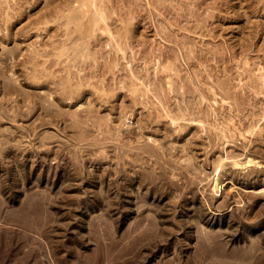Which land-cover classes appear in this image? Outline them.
<instances>
[{
    "label": "rangeland",
    "instance_id": "obj_1",
    "mask_svg": "<svg viewBox=\"0 0 264 264\" xmlns=\"http://www.w3.org/2000/svg\"><path fill=\"white\" fill-rule=\"evenodd\" d=\"M3 1L21 14L0 17V264H264V0Z\"/></svg>",
    "mask_w": 264,
    "mask_h": 264
},
{
    "label": "bare ground",
    "instance_id": "obj_2",
    "mask_svg": "<svg viewBox=\"0 0 264 264\" xmlns=\"http://www.w3.org/2000/svg\"><path fill=\"white\" fill-rule=\"evenodd\" d=\"M1 1H2V0H1ZM5 1H6V0H4L3 2L6 3L7 1H6V2H5ZM8 1H10V0H8ZM16 1H20V0H16ZM16 1H15L14 3H16ZM26 1H27V3H26ZM26 1L22 2V4H21V3L19 4V2H17V3H18L19 5H23V3L28 4V2H30V1H28V0H26ZM34 1H36V0H34ZM34 1L31 0L32 4H33ZM41 1H42V0H41ZM44 1H46V0H44ZM48 1H49L48 3H50V2H53L54 0H53V1L48 0ZM56 1H57V0H56ZM68 1H69V0H68ZM70 1H71V0H70ZM70 1H69V2L66 1L67 4L70 3ZM72 1H73V0H72ZM77 1H78V0H74V3L77 2ZM80 1H81V4H82V2H83L84 0H80ZM87 1H88L89 5H90V3L95 2V0H93L92 2H91V0H87ZM97 1H98V0H97ZM105 1H108V0H105ZM36 2H37V1H36ZM54 2H55V1H54ZM54 2H53V3H54ZM61 2H62V1H61ZM78 2H79V1H78ZM84 2H86V1H84ZM17 3H16V8H19V9L21 10V8H20L21 6H18ZM34 3H35V2H34ZM48 3H45V4L48 5ZM62 3H64V2H62ZM102 3H104V2H102ZM108 3H109V2H108ZM0 4H1V3H0ZM6 4H7V3H6ZM9 4H13V0H11V2H10ZM39 4H40V3H39ZM45 4H43V5H45ZM50 4H51V3H50ZM67 4H65V5H67ZM77 4H78V3H76V5H77ZM97 4H98V5H97ZM104 4H105V3H104ZM13 5H14V4H13ZM33 5H34V4H33ZM60 5H63V4H60ZM71 5H72V3L68 4V6H69L68 9H67V6L65 7V6L63 5V9H64V10H63V9L60 10V9L58 8V9H57L58 13H56V12H57L56 10H55L56 12H54L55 16L57 15L56 18H57V17H58V18L61 17L60 19H63L64 17L66 18V20H65V18H64L65 21H61L60 19L57 18V19L60 20L61 22H65V25H64V24H61V22L55 20V16H54V14L52 15V17H53V16H54V17L51 18V16H50L51 14H50V13H47V14H50V15L48 16V19L52 22V24H54V22L57 21V24H59V25H58V28L61 27V26L63 25L62 28H65V27H66L65 29H67V26H68L69 24H67L66 21H68L69 19H68V18L66 17V15H64V14L70 15V14H71V11H69V12H70L69 14H68V13H64V11H66V9L69 10V8H72V7L74 6V5H72V7H70ZM89 5H87L86 10L89 9V8H91V6L93 7L94 3H93L92 5H90V6H89ZM96 5H97V6H96ZM96 5H94V7H95V8H96V7L98 8V6L101 5V4L96 3ZM3 6H5V5H3ZM102 6H103V5H102ZM106 6H107V3H106ZM106 6H105V7H106ZM108 6H109V7L111 6L110 3L108 4ZM108 6H107V7H108ZM5 7H6V8H2V7H1V8H2V9H5V12H6L7 6H5ZM8 7L10 8L9 5H8ZM11 7H12V6H11ZM13 7L15 8V6H13ZM13 7H12V8H13ZM43 7H44V6H43ZM45 7H46V6H45ZM61 7H62V6H61ZM99 7L101 8V6H99ZM95 8H94V9H95ZM100 8H98V9H100ZM113 8H114V7H113ZM49 9H50V8H49ZM104 9H105V8H104ZM8 10H10V9H7V11H8ZM11 10H13V9H11ZM11 10H10L9 12H6V13H7L8 15L13 14V11H14V10L12 11V13H11ZM15 10H16V12H17V13H15V14H17V17L19 18V13H20V12L18 13V11H17L18 9H15ZM20 10H19V11H20ZM59 10H60V11H63L62 13H63L64 16L62 15V13H61ZM70 10H71V9H70ZM79 10H80V9H79ZM82 10H83V9H82ZM82 10H81V11H82ZM86 10H85V11H86ZM95 10H97V9H95ZM0 11H1V10H0ZM50 11H51V9H50ZM75 11H76V9H75ZM75 11L73 10L74 13L71 14V15L75 16L74 14L77 13V12L75 13ZM77 11H78V9H77ZM81 11H80V12H81ZM101 11H102V10H101ZM1 12H3V11H1ZM1 12H0V14H2ZM14 12H15V11H14ZM52 12H53V11H52ZM67 12H68V11H67ZM80 12H78L77 15H78ZM82 12H83V13H82ZM82 12L79 14V16L82 14V15H81V18H79V20H80V19H81V20H84V19H85V18H84V19L82 18V17H83V14L85 15L84 10H83ZM102 12H103V11H102ZM102 12H101V13H102ZM104 12H105V10H104ZM87 13H88V12L86 11V15H85V16H88ZM89 13H90V12H89ZM105 13H107V12H105ZM4 14H5V13H3V15H4ZM20 14H21V13H20ZM43 14H44V13H43ZM43 14H41V15H43ZM47 14H46V15H47ZM58 14H59V16H58ZM60 14H61V16H60ZM90 14H91V13H90ZM102 14H104V13H102ZM107 14H108V13H107ZM8 15H6V16L4 15L5 17H4V16H0V17H2L3 20H6V19H4V18H7ZM28 15H29V13H28ZM13 16H15V15L13 14ZM13 16H12L11 18H14ZM25 16H26V15H25ZM44 16H45V15H44ZM73 16H72V18H74ZM91 16L94 18L95 21H100V20H101V19H100L101 17L99 18L100 20H99V19H98V20L95 19V17L97 18V15H96L95 17H94L93 15H91ZM103 16H104V15H103ZM108 16H109V14H108ZM15 17H16V16H15ZM17 17H16V18H17ZM49 17H50V18H49ZM62 17H63V18H62ZM69 17H70V16H69ZM89 17H90V16H89ZM109 17H110V16H109ZM109 17H108V18H109ZM38 18H39V17H38ZM42 18H43V16H42ZM42 18H40V19H42ZM104 18H106V17L104 16ZM111 18H112V17H111ZM117 18H118V17H117ZM2 19H0V20H2ZM7 19H9V18H7ZM14 19H15V18H14ZM35 19H36V18H35ZM44 19H45V17H44ZM48 19H45V20L47 21ZM67 19H68V20H67ZM109 19H110V18H109ZM112 19H113V18H112ZM118 19H119V18H118ZM3 20H2V21H3ZM9 20H10V19H9ZM9 20H7L8 22H5V23H9V22H11L12 19H11L10 21H9ZM45 20H44V21H45ZM77 20H78V19H77ZM79 20H78V21H79ZM86 20H89V19L86 17ZM110 20H111V19H110ZM110 20H107V18H106L107 23H108ZM2 21H1V22H2ZM33 21H34L35 24H36L37 20H36V21L33 20ZM33 21H32V23H31L30 25H29V23H27V27H25V28H27V30H28V25H29V26H30V27H29L30 30L33 29V31L35 32V31L37 30V28L39 27V23H38L39 21H41L40 24H44V21H43V23H42V20H38V22H37V23H38V26H37V28H35V29H36V30H35V29H34V26H36V25L34 24V26H33V23H34ZM46 21H45V22H46ZM50 21H47L48 23L46 22L47 25H48V24L51 25V24H50V23H51ZM84 21H85V20H84ZM84 21H83V22H84ZM95 21H92V19H90V22H91V23L94 22V25H93L94 28L96 27L95 25L97 24V23L95 24ZM101 21L104 22L105 20H101ZM111 21H112V20H111ZM116 21H117V20H116ZM120 21H121V20H120ZM69 22H70L71 25L75 22L74 25H72L74 29L72 28L71 25H70L71 28H68V29H70V30L72 29L73 31H72V30H71V31L74 33V32H75V27L78 28V27H77V24H76V21H74L73 23H71L72 20H69ZM87 22H88V21H85V22H84V23H85V24H84L85 26H83V27H85V29H83V28H82V30L80 29V31H81L80 33H82L83 30H84V32L87 31V29H86V26H87L86 23H87ZM114 22H115V21H114ZM3 23H4V22H3ZM100 23H102V22H100ZM120 23H123V22L121 21ZM57 24L55 23L54 25H57ZM60 24H61V25H60ZM75 24H76V26H75ZM87 24H88V23H87ZM92 24H93V23H92ZM8 25H9V24H8ZM54 25H53V26H54ZM102 25H105V23H102ZM89 26H90V24H89ZM89 26H88V27H89ZM31 27H33V28H31ZM43 27L46 28L44 25H43V26L40 25V28L44 29ZM49 27H50V26H49ZM68 27H69V26H68ZM103 27L106 28V25L103 26ZM40 28H39V29H40ZM54 28H56V26H55ZM54 28H53V29H54ZM62 28H60V29H62ZM80 28H81V27H80ZM91 28H92V27H91ZM91 28H88V29H89V31H90L92 34L94 33L93 36H95L96 32H98V31H97L96 29H94V28H92V29H91ZM107 28H108V27H107ZM125 28L127 29V26H126ZM46 29H47V28H46ZM60 29H58V30H60ZM65 29H64V30H65ZM90 29H91V30H90ZM27 30L25 29V31H27ZM30 30H28V31H30ZM56 30H57V28H56ZM56 30H55V32H56ZM58 30H57V32L54 34V36H53L54 38L52 37L53 40L55 39V37H56V39H59V38L61 39L63 36H65V35L61 34V33L64 32V31H62V30H63V29H62V30L59 31L60 33H59V36H58V38H57L56 34L58 33ZM76 30H78V29H76ZM93 30H96V32H94ZM28 31H27V32H28ZM31 31H32V30H31ZM39 31H41V30H39ZM39 31H37V32H39ZM42 31L45 32V29L42 30ZM61 31H62V32H61ZM78 31H79V30H78ZM100 31L103 32V30H100ZM105 31H106V30H105ZM68 32H69L70 34H69ZM68 32H67V30H66V33H67V34H66L65 32H64V33H65L66 35H68V34L71 35L72 32H70L69 30H68ZM84 32L82 33V35H81L80 33H79V34L81 35V37L84 36V39H86V38H85V35H84ZM90 32H89V33H90ZM9 33H10V32H9ZM31 33H32V32H31ZM35 33H36V32H35ZM46 33H47V32H46ZM89 33L87 34L88 37H89ZM98 33H99V32H98ZM98 33H97V34H98ZM121 33H122V32H121ZM126 33H129V32L126 31ZM41 34H43V33H40L39 35H41ZM44 34H45V33H44ZM47 34H48V33H47ZM75 34H76V33H74V35H75ZM77 34H78V32H77ZM77 34H76V35H77ZM100 34H101V32H100ZM118 34H119V33H118ZM122 34H123V33H122ZM10 35H11V34H10ZM34 35H35V34H34ZM37 35H38V34H37ZM60 35H61V36L63 35V36L61 37ZM72 35H73V34H72ZM72 35H71V36H72ZM74 35H73V36H74ZM76 35H75L74 37H75V38H78V37H76ZM110 35H111V34H110ZM110 35L108 34L109 37H111ZM124 35H127V34H124ZM41 36H43V35H41ZM96 36H97V35H96ZM119 36H120V34H119ZM128 36H129V34H128ZM128 36H126V37H128ZM11 37H12V36H11ZM11 37H10V38H11ZM74 37H73V39H74ZM86 37H87V36H86ZM98 37H99V36H97L96 38H98ZM120 37H122V35H121ZM6 38H7V37H6ZM12 38H13V37H12ZM64 38H66V36H65ZM89 38H90V37H89ZM92 38H93V41H95V43L93 42L94 45H95L96 43H97V44L99 43V42L97 41V39L95 40L94 37H92ZM100 38H102V36H101ZM111 38H112V37H111ZM111 38H109V39H110V42H111ZM124 38H125V37H124ZM128 38H129V37H128ZM56 39H55V40H56ZM73 39L71 38L70 40L72 41ZM81 39H82V38H81ZM81 39H80V41H81ZM98 39H99V38H98ZM112 39H113V38H112ZM53 40H51L50 44L53 43V45H55L56 48H58V46H57V44H58L57 41H58V40H56V42H55V41L53 42ZM61 40H62V41H58V42H59V43H60V42H63L64 39L62 38ZM74 40H75V39H74ZM78 40H79V38L77 39V41H78ZM87 40H89V39H87ZM99 40H100V39H99ZM123 40H125L123 43L128 42V40H127L126 38H125V39H122V41H123ZM126 40H127V41H126ZM77 41H75V42H77ZM85 41H86V40H85ZM85 41H83V42H85ZM91 41H92V40H91ZM96 41H97V42H96ZM101 41H102V40H100V42H101ZM5 42H6V41H5ZM65 42H66L68 45L71 43V42L69 43L68 40L66 41V39H65ZM55 43H57V44H55ZM78 43H79V42H78ZM115 43H116V42H115ZM63 44H64V42L61 43L60 45L58 44V45L60 46L58 49H56V48L54 47V50L56 49L55 51H54L53 48H52L53 46L51 47V45H52V44H51L50 47H51L52 49L49 48V50L51 49L52 52H54V53L56 54V53H57V50H60V49L63 48V49H62L63 51H61V52L63 53L64 51L67 50V49L65 50V48H64V45H65V44H64V45H63ZM67 44H66V45H67ZM71 44H73V42H72ZM71 44H70V46H71ZM74 44H75V43H74ZM79 44H80V43H79ZM97 44H96V45H97ZM111 44H112V43H111ZM116 44H117V43H116ZM126 44H127V43H126ZM66 45H65V47H66ZM68 45H67V46H68ZM76 45H78V44H76ZM81 45H83V44H81ZM107 45H108V44H107ZM120 45H121V44H120ZM120 45H118V46H120ZM123 45H124V44H123ZM61 46H62V47H61ZM109 46H111V45H108L107 47H109ZM112 46L114 47V43L112 44ZM112 46H111V47H112ZM113 47H112V48H113ZM124 47H125V45H124ZM126 47H127V45H126ZM101 48H102V47H101ZM101 48H100V49H101ZM103 48H104V47H103ZM103 48H102V49H103ZM112 48H111V49H112ZM75 49H76V48H75ZM104 49H105V48H104ZM107 49H108V48H107ZM111 49H109L111 54L114 53V51H116V50H113V49H112V51H111ZM116 49H117V48H116ZM37 50H38V53L41 51L40 49H37ZM37 50H36V51H37ZM45 50H46V49H43V51L45 52V54H43V55H46V52L48 51V52H49V55H53L54 58L56 57V55H55L54 53H53V54L50 53L51 50H50V51H49L48 49H47V51H45ZM68 50H69V49H68ZM71 50H72V49H71ZM71 50H69V53H68V54H71V53H70ZM109 50H108V51H109ZM119 50H120V49H119ZM124 50H125V49H124ZM17 51L19 52L20 50H17ZM36 51H34V52H36ZM103 51H104V50H103ZM106 51H107V50H106ZM44 52H41V53H44ZM48 52H47V55H48ZM58 52L60 53V51H58ZM71 52H72V51H71ZM101 52H102V51H101ZM124 52H125V51H124ZM62 53H61V54H62ZM72 53H73V52H72ZM81 53H82V52H81ZM81 53H80L79 55H82ZM116 53H117V52H116ZM116 53H115V54H116ZM125 53H126V52H125ZM160 53H161V52H160ZM160 53H159L158 55H160ZM64 54H65V53H64ZM64 54H63V55H64ZM162 54L164 55V53H162ZM15 55H16V54H14L13 57H14ZM36 55H38L39 58H40V56H41L42 54L39 55V54L36 53ZM54 55H55V56H54ZM57 55H58V53H57ZM63 55H62V56H63ZM73 55H74V54H73ZM117 55H119V54L117 53ZM125 55H126V57H127V54H125ZM163 55H162V57L165 56V55H164V56H163ZM60 56H61V55L59 54V57L57 56L55 59L53 58V60L55 61V60L58 58L57 60L60 61L61 63H60V62L56 63V62H54V61L52 60V61H51V65H52L53 62H54V63H56V64H59V63H60L61 66L63 67V64L65 65L66 63L63 62V60H62V56H61V59H60ZM65 56H66V54H65L63 57H65ZM77 56H78V55H77ZM82 56H83V55H82ZM113 56L115 57L114 54H113ZM150 56H151V55H150ZM13 57L10 58L11 61L13 60ZM16 57H17V56H15L14 59H15ZM22 57H23V55H22ZM26 57H27V58H26ZM26 57H24V58H26V60L29 61L30 57H29V59H28V56H26ZM34 57H35V55L33 54L32 60H33ZM78 57H81V56H78ZM154 57H155V56H154ZM154 57H153V58H154ZM156 57H157V55H156ZM156 57H155V59H156ZM160 57H161V56H160ZM24 58L22 59V62H24ZM36 58H37V56H36ZM36 58H34V59H36ZM157 58H159V56H158ZM8 59H9V58H8ZM8 59H7V61H9ZM16 59H17V58H16ZM37 59H38V58H37ZM65 59H66V58H65ZM65 59H64V60H65ZM78 59H79V58H78ZM78 59H77V62L79 61ZM80 59L82 60V58H80ZM83 59H84V58H83ZM104 59H105V58H104ZM113 59H114V58H113ZM113 59H112V60H113ZM126 59H127V58H126ZM159 59H160V58H159ZM32 60H31V61H32ZM39 60H40V59H39ZM57 60H56V61H57ZM75 60H76V59H75ZM91 60H92V59H91ZM91 60H89L90 63H91ZM3 61H4V58H3ZM11 61L9 62V64L12 63ZM14 61H15V60H14ZM44 61H45V63L50 64V62H46V60H44ZM44 61H43V65H44ZM65 61H66V60H65ZM82 61H83V60H82ZM89 61H88V62H89ZM127 61H128V60H127ZM131 61H132V60H131ZM161 61H163V58H162ZM22 62H21V64H22ZM29 62H30V61H29ZM29 62H28V63H29ZM35 62H36V61H35ZM37 62H38V61H37ZM37 62H36V64H37ZM41 62H42V61H41ZM70 62H71V61H70ZM73 62H74V61H73ZM93 62H95V61H92V63H93ZM124 62H125V61H124ZM39 63H40V62H39ZM62 63H63V64H62ZM83 63H84V62H82V63L79 64V62H78L79 66H81ZM86 63H87V61H85V64H86ZM90 63H89V64H90ZM92 63H91V66H93ZM97 63H98V62H97ZM97 63H96V64H97ZM99 63H100V62H99ZM101 63H102V62H101ZM103 63H104V62H103ZM12 64H14V63H12ZM12 64H11V65H12ZM41 64H42V63H41ZM41 64H40V65H41ZM60 64H59L58 66H60ZM87 64H88V63H87ZM87 64H86V65H87ZM125 64H126V63H125ZM125 64H124V65H125ZM136 64H137V63H135V65H136ZM37 65H38V64H37ZM54 65H55V64H53V66H54ZM73 65H75V64L73 63ZM73 65H72V66H73ZM99 65H100V64H99ZM101 65H102V64H101ZM103 65L105 66V64H103ZM9 66H10V65H9ZM22 66H23V65H22ZM48 66H49V65H48ZM53 66L49 67V70H51ZM61 66H60V67H61ZM65 66H66V65H65ZM65 66H64V67H65ZM77 66H78V65H77ZM77 66L75 65V66H73V67H77ZM79 66H78V67H79ZM82 66H83V68L85 67V65H82ZM82 66H81V67H82ZM94 66H95V63H94ZM108 66H109V65H108ZM137 66H138V65H137ZM24 67H25V66H24ZM33 67H34V66H33ZM60 67H59V69H61ZM64 67H63V68H64ZM66 67H67V66H66ZM73 67H72V68H73ZM78 67H77V68H78ZM81 67H80V68H81ZM96 67H97V66H96ZM125 67H127V66H125ZM34 68H35V67H34ZM45 68H46V65H45ZM50 68H51V69H50ZM53 68H54V67H53ZM63 68H62V69H63ZM77 68H76L77 72H76V71H75V72H76V74H77V73H78V74L81 73V75H79V76H80V78L82 79V77H83V76H82V73H83V74L85 73V71L87 70L88 66L85 67V69L81 68L82 71L85 70L84 72H82V71H80V70H79V71H80V72H79V71H78L79 68H78V69H77ZM89 68H90V65H89ZM89 68H88V69H89ZM94 68H95V67H94ZM108 68H109V67H108ZM132 68H133V67H132ZM57 69H58V68H57ZM67 69H68V67H67ZM33 70H34V69H33ZM38 70H39V69H38ZM63 70H65V69H63ZM74 70H75V68H74ZM74 70H73V71H74ZM94 70H95V69H94ZM96 70H99V69L97 68ZM36 71H37V70H36ZM43 71H45V69H44ZM51 71H53V70H51ZM51 71H50V72H51ZM68 71H69V70H68ZM37 72H38V71H37ZM40 72H41V71H40ZM46 72H48V71L46 70ZM54 72H55V70H54ZM54 72H53V73H54ZM87 72H89V74L91 73V74H92L91 77H93L92 70H91V72H90L89 70H88ZM87 72H86V73H87ZM38 73H39V72H38ZM44 73H45V72H43V74H44ZM48 73H49V72H48ZM70 73H71V72H70ZM72 73H74V72H72ZM86 73H85L86 76L84 75L85 78L87 77V74H86ZM262 73H263V72H261V74H262ZM2 74H3V73H2ZM32 74H33V73H32ZM39 74H41V73H39ZM50 74H51V73H49V77H51ZM54 74H55V73H54ZM65 74H67V72H66ZM261 74H260V75H261ZM45 75H46V73H45ZM51 75H53V74H51ZM0 76H2V75H0ZM4 76H5V75H4ZM33 76H34V75H33ZM46 76H47V75H46ZM46 76H45V77H46ZM66 76H67V75H66ZM263 76H264V75H263ZM5 77H6V76H5ZM31 77H32V76H31ZM53 77L57 80V77H58V76L56 77V75H54ZM53 77H52V82H54L53 80H55ZM76 77H77V76H76ZM91 77H89V78L87 77V78H88L87 80H90ZM0 78H1V77H0ZM7 78H8V77H7ZM46 78H47V77H46ZM46 78H44V79H46ZM69 78H70V77H69ZM72 78H73V77H72ZM74 78H75V77H74ZM85 78H84V79H85ZM75 79H76V78H75ZM75 79H74V80H75ZM78 79H79V78H78ZM4 80H6V79H4ZM7 80H8V79H7ZM49 80H50V78H49ZM56 80H55V81H56ZM61 80H62V79H61ZM61 80H60V82L63 83V80H62V81H61ZM79 80H80V79H79ZM79 80H76V81L79 82ZM85 80H86V79H85ZM87 80H86V81H87ZM43 81H46V80H43ZM47 81H48V80H47ZM47 81H46V82H47ZM76 81L74 82V84L77 83ZM80 81H81V80H80ZM82 81L84 82V80H82ZM86 81H85V82H86ZM2 82H4V81L2 80ZM48 82H51V81H48ZM56 82H58V81H56ZM56 82H54V83L60 85L59 82H58V83H56ZM64 82L68 83L69 81H68V82H67V81H64ZM70 82H71V81H70ZM70 82H69V83H70ZM87 82H88V81H87ZM4 83H5V82H4ZM72 83H73V82H72ZM72 83H71V84H72ZM92 83H93V82H92ZM92 83H91V84H92ZM109 83H110V82H109ZM55 84H54V85H55ZM74 84H72V85H74ZM83 84L86 85V83H83ZM87 84H88V83H87ZM89 84H90V83H89ZM91 84H90V85H91ZM3 85H4V84L2 83V86H3ZM7 85H8V83H7ZM59 85H57V86H59ZM63 85H64V84H63ZM75 85H76V84H75ZM81 85H82V82H81ZM16 86H18V85L16 84ZM61 86H62V84H61ZM61 86H59V87H61ZM55 87H56V86H55ZM74 87H75V86H73V88H74ZM81 87H83V86H81ZM4 88H5V87H4ZM6 88H7V87H6ZM8 88H9V91H13V89H15V87H13V88L11 87V89H10V86H9ZM8 88H7V90H6L5 92L8 91ZM63 88H64V87H63ZM63 88H62V89H63ZM67 88H68V87H67ZM73 88H72V89H73ZM19 89H20V87H19ZM58 89H59V88H58ZM58 89H57V87L55 88L56 93L59 94V95L61 96V94H60L61 89H59V90H58ZM69 89H70V88H69ZM72 89H71V90H66V92H65V90H64V92L67 93V91H70L69 93H72V94H73L74 91L72 92ZM74 89H75V88H74ZM76 89L78 90L79 87L76 88ZM76 89H75V90H76ZM84 89L86 90L87 88L84 87ZM79 90H80V89H79ZM79 90H78V94L81 95L80 93H81L83 90H80V93H79ZM1 91H2V90H1ZM14 91H15V90H14ZM57 91H58V92L60 91V92L58 93ZM3 92H4V91H3ZM64 92H63V93H64ZM75 92H77V91H75ZM85 92H86V91H85ZM85 92L83 91V93H85ZM0 93H1V92H0ZM21 93H22V92L20 91V94H21ZM63 93H62V95L65 96L66 94L64 93V94H65V95H64ZM69 93H68V94H69ZM89 93H90V90H89ZM68 94H67V95H68ZM78 94H77V96H78ZM69 95L72 96L71 99L73 98V96H75V95H71V94H69ZM65 97H66V96H65ZM65 97H63V98H65ZM68 97H69V96H68ZM68 97H66V99H65L64 101H66ZM75 97H76V96H75ZM80 97H81V96H80ZM76 98H77V97H76ZM76 98H74V99H76ZM78 98H79V97H78ZM100 98H101V97H100ZM11 99H12V98H11ZM74 99H72V100H74ZM102 99H103V98H102ZM14 100H16V99H14ZM14 100L12 99V101H14ZM51 100H52V99H51ZM51 100H49V101L51 102ZM97 100H98V99H97ZM104 100H105V99H104ZM9 101H10V99H9ZM68 101H69V100H68ZM106 101H107V100H106ZM109 101H110V100H109ZM4 102H6V101H4ZM43 102H45V101H43ZM46 102H47V101H46ZM71 102H72V101H71ZM71 102H70V103H71ZM95 102H97V101H95ZM133 102H134V101H133ZM10 103H11V102H10ZM68 103H69V102H68ZM70 103H69V104H70ZM98 103H99V102H98ZM11 104H12V103H11ZM50 104H51V103H50ZM99 104H101V106L103 105L102 102L99 103ZM104 104H105V103H104ZM39 106H40V105H39ZM45 106H46V105H45ZM52 106H53V105H52ZM1 108H2V107H1ZM93 108H94V107H93ZM101 108H103V107H101ZM104 109H105V108H104ZM1 110H2V109H0V111H1ZM29 110H31V109H29ZM17 111H18V110H17ZM26 111H27V110H26ZM31 111H32V110H31ZM55 111H56V110H55ZM3 112H4V111H3ZM7 112H8V111H7ZM10 112H11V110H10ZM8 113H9V112H8ZM25 113H26V112H25ZM27 113H31V112H27ZM50 113L53 114L52 111H51ZM77 113H78V112H77ZM88 113L90 114V111H88ZM88 113H87V114H88ZM3 114H4V113H3ZM130 114H131V113H130ZM6 115H7V114H6ZM6 115H5V116H6ZM15 115H17V114H15ZM9 116H11V115L9 114ZM9 116H8V117H9ZM12 116H14V115H12ZM12 116H11V117H12ZM77 118H78V117H77ZM44 120H45V119H44ZM197 120H198V119H197ZM199 120H200V119H199ZM196 122H197V121H196ZM200 122H202V121H200ZM194 123H195V122H194ZM46 124H48V123H45L44 125H46ZM49 124H50V123H49ZM192 124H193V123H192ZM195 125H196V124H195ZM198 125H199V124H198ZM200 126H201V125H200ZM121 154H122V153H121ZM121 154H120L119 156H121ZM137 154H138V153H137ZM139 154H140V153H139ZM139 154H138V155H139ZM134 155H135V154H134ZM141 155H142V154H141ZM143 156H144V155H143ZM122 158H123V157H122ZM137 158L139 159L140 157H136V158H135L136 160H133V161L137 162V160H138ZM125 159H126V158H125ZM127 159H128V158H127ZM131 160H132V158H131ZM127 161H128V160H127ZM129 161H130V159H129ZM143 162H145V161H143ZM227 162H228V161H227ZM125 163H127V162H125ZM125 163L122 164V169H121V171H120L122 175H125L124 173L126 172V170H127L129 167H132V168L134 169V168H136V167L139 166V167L141 168V166H140L139 164L134 163V162H131V164H130L131 166H129V167L127 168V167L124 165ZM138 163L141 164V161H139ZM127 164H128V163H127ZM142 164L144 165V163H142ZM120 165H121V164H120ZM128 165H129V164H128ZM142 167H143V166H142ZM143 168H144V167H143ZM128 170H129V169H128ZM131 170H132V169H131ZM138 170H139V169H138ZM138 170H136V171L138 172ZM143 170H144V169H143ZM139 171H140V170H139ZM134 178H135V177H134ZM130 179H132V178L130 177ZM131 182H132V181H131ZM134 183H135V182H134ZM139 183H140V182H139ZM141 183H142V182H141ZM141 183L139 184V187L142 186ZM227 183H231V181L227 180V181L219 182L218 180H216V181L213 183V189H214V190L221 189V188L224 187ZM131 184H132V183H131ZM132 186H133V185H132ZM124 187H125V186H124ZM119 189H120L121 191L124 190V189H123V186H120ZM125 189H127V188H125ZM137 200H138V201L136 202V208L133 209V210L136 211V212H138V222H137V223H138V227H142V225L144 224V217L142 216V213H141V212L144 211V210H142V209L144 208V206H145V204H146L147 201H146L145 199H144V200H139V199H137ZM131 203H132V202H131ZM131 203H128V204H131ZM145 208H146V207H145ZM131 209H132V208H131ZM129 212H130V211H129ZM130 213H131V212H130ZM156 221H157V220H156ZM155 223H156V222H155ZM143 233H144V232H143ZM143 233H140L139 236H138L137 238H135L134 240H131L130 242H143V241H144V234H145V233H144V234H143Z\"/></svg>",
    "mask_w": 264,
    "mask_h": 264
}]
</instances>
